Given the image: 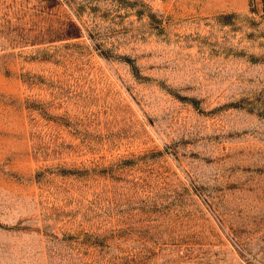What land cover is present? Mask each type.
<instances>
[{
	"label": "rangeland",
	"instance_id": "rangeland-1",
	"mask_svg": "<svg viewBox=\"0 0 264 264\" xmlns=\"http://www.w3.org/2000/svg\"><path fill=\"white\" fill-rule=\"evenodd\" d=\"M0 264H264V0H0Z\"/></svg>",
	"mask_w": 264,
	"mask_h": 264
}]
</instances>
